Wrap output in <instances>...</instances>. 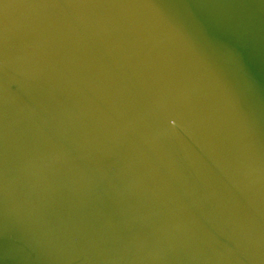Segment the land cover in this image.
I'll return each mask as SVG.
<instances>
[{"label": "water", "instance_id": "obj_1", "mask_svg": "<svg viewBox=\"0 0 264 264\" xmlns=\"http://www.w3.org/2000/svg\"><path fill=\"white\" fill-rule=\"evenodd\" d=\"M0 264H264V0H0Z\"/></svg>", "mask_w": 264, "mask_h": 264}]
</instances>
